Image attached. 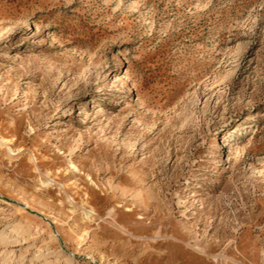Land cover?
Instances as JSON below:
<instances>
[{"label":"rangeland","instance_id":"obj_1","mask_svg":"<svg viewBox=\"0 0 264 264\" xmlns=\"http://www.w3.org/2000/svg\"><path fill=\"white\" fill-rule=\"evenodd\" d=\"M0 264H264V0H0Z\"/></svg>","mask_w":264,"mask_h":264},{"label":"bare ground","instance_id":"obj_2","mask_svg":"<svg viewBox=\"0 0 264 264\" xmlns=\"http://www.w3.org/2000/svg\"><path fill=\"white\" fill-rule=\"evenodd\" d=\"M224 147H228V145H226V143L223 145Z\"/></svg>","mask_w":264,"mask_h":264}]
</instances>
